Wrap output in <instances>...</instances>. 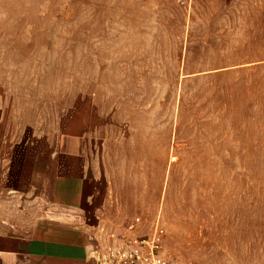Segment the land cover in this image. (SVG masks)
<instances>
[{"label":"rangeland","instance_id":"obj_1","mask_svg":"<svg viewBox=\"0 0 264 264\" xmlns=\"http://www.w3.org/2000/svg\"><path fill=\"white\" fill-rule=\"evenodd\" d=\"M190 4L0 0V183L75 132L96 255L160 218L170 259L264 264V0Z\"/></svg>","mask_w":264,"mask_h":264},{"label":"crops","instance_id":"obj_2","mask_svg":"<svg viewBox=\"0 0 264 264\" xmlns=\"http://www.w3.org/2000/svg\"><path fill=\"white\" fill-rule=\"evenodd\" d=\"M0 183V264H97L85 226L97 174L85 136H37ZM84 220V221H82Z\"/></svg>","mask_w":264,"mask_h":264},{"label":"built area","instance_id":"obj_3","mask_svg":"<svg viewBox=\"0 0 264 264\" xmlns=\"http://www.w3.org/2000/svg\"><path fill=\"white\" fill-rule=\"evenodd\" d=\"M180 2L190 9L191 0ZM165 236V227L158 218L149 236L131 240L122 234L123 245L112 242L103 252H97L99 254V256L95 254L97 264H184L165 255Z\"/></svg>","mask_w":264,"mask_h":264},{"label":"bare ground","instance_id":"obj_4","mask_svg":"<svg viewBox=\"0 0 264 264\" xmlns=\"http://www.w3.org/2000/svg\"><path fill=\"white\" fill-rule=\"evenodd\" d=\"M85 219H86L85 221L84 220H82V221L85 222L86 228H89L90 225H94L97 222V217L92 213H88L86 215Z\"/></svg>","mask_w":264,"mask_h":264}]
</instances>
